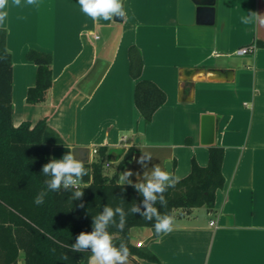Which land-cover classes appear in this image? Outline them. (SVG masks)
<instances>
[{
	"label": "crops",
	"instance_id": "crops-1",
	"mask_svg": "<svg viewBox=\"0 0 264 264\" xmlns=\"http://www.w3.org/2000/svg\"><path fill=\"white\" fill-rule=\"evenodd\" d=\"M37 4L17 8L9 0L6 9L16 126L48 118L67 145L91 148V158L107 146L106 165L114 170L106 174L137 184L157 165L166 171L168 160L175 179L189 174L193 159L206 166L210 145L200 142L201 116H216L225 185L214 207L175 209L173 231L150 241L151 227L137 241L133 227L132 244L144 242L158 262L133 254L127 264H264V47L256 45L264 26L241 23L250 12L264 15V0H216L214 23L192 25L178 22V0H122V21L98 22L78 0ZM247 45L253 52L239 55ZM31 47L54 56L53 85L37 104L26 101L37 74L26 57ZM131 47L142 56L141 79L166 93L150 123L135 104ZM184 68L198 69L192 80L183 79ZM215 69L233 70L232 78L210 79ZM130 148L132 159L120 167ZM127 171L133 174L121 182Z\"/></svg>",
	"mask_w": 264,
	"mask_h": 264
},
{
	"label": "trees",
	"instance_id": "trees-1",
	"mask_svg": "<svg viewBox=\"0 0 264 264\" xmlns=\"http://www.w3.org/2000/svg\"><path fill=\"white\" fill-rule=\"evenodd\" d=\"M256 45L264 47V41L258 40ZM0 56L5 57L0 59V264H19L21 253L24 264H90L91 248L78 251L72 246L82 232L94 231L95 218L106 207L114 212L120 207L124 212L123 231L117 227L119 213L113 217L115 223L110 222L106 228L113 245L119 249L123 242L129 256L138 254L158 262L144 243L134 246L131 242L133 227H151L153 233L148 241L163 233L155 234L156 217L152 220L143 217L145 198L135 184L118 183L117 172L111 177L105 173L109 157L107 146L97 148V160L84 163L87 175L78 181L79 188L62 185L57 192L48 189L45 181L51 177L45 176L42 168L49 162L52 148L67 143L48 118L36 123L27 120L18 126L14 124V62L4 26L0 27ZM26 57L37 66L36 83L28 89L26 101L29 104L44 102L54 81V56L31 47ZM130 61L131 74L137 79L135 104L145 122L150 123L155 111L165 103L166 93L154 82L141 79L143 61L135 47L130 49ZM209 150L206 166L193 159L188 175L175 179L171 174L175 186L157 194L152 205L161 216L173 217L178 208L214 207L216 193L225 185V149L213 144ZM134 153V148H130L119 166L131 160ZM77 190L83 192L82 197L74 198ZM42 192L47 193L44 203L36 205L34 199ZM161 195L167 200V206L161 203ZM133 206L139 211L132 213Z\"/></svg>",
	"mask_w": 264,
	"mask_h": 264
},
{
	"label": "clouds",
	"instance_id": "clouds-1",
	"mask_svg": "<svg viewBox=\"0 0 264 264\" xmlns=\"http://www.w3.org/2000/svg\"><path fill=\"white\" fill-rule=\"evenodd\" d=\"M81 11L94 22H98L100 19L104 21H111L114 17L123 18L125 11L123 9L122 0H78ZM12 7H27L38 6L37 0H26L25 4H21V0H11ZM9 0H0V27L5 25L6 18L8 16ZM258 23L264 26V15L250 12L248 15L241 17V23L244 25H250L252 23ZM5 57L0 56V59ZM150 158V154H145ZM145 157L142 156L138 163L144 164ZM42 172L45 176H50L51 179L46 180L45 183L48 189L57 192L63 185L64 188L69 186H76L78 181L85 175H87V169L84 167V162L78 159L76 154L69 151L66 153L62 160L51 159L46 163ZM131 171L125 172L120 181L124 182L127 177L131 176ZM146 183H137L134 187L143 194L144 205L146 211L142 213L146 220H152L156 217V223L154 225L155 234L160 236L162 233L167 234L173 231L174 218L165 214L161 216L157 209L153 207V203L157 200V194L165 193L169 187H174L171 174L168 171L163 170L159 165L155 166L151 175L145 174ZM131 183V181H128ZM47 193H40L34 199L36 205H42L44 203V196ZM83 196L82 191H75L74 198ZM161 203L167 206V200L161 195L159 197ZM83 207V205H81ZM139 209L135 206L131 208L132 213L138 212ZM116 213L120 214V223L117 227L123 231L125 227L124 212L123 209L117 207L114 210L111 207H106L104 212L98 215L94 221V231L91 233H81L75 245L74 250L82 251L91 248L92 256L90 257V264H127L129 256L128 247L122 242L118 249L113 245L112 236L106 231L110 222L115 223L113 217Z\"/></svg>",
	"mask_w": 264,
	"mask_h": 264
},
{
	"label": "water",
	"instance_id": "water-1",
	"mask_svg": "<svg viewBox=\"0 0 264 264\" xmlns=\"http://www.w3.org/2000/svg\"><path fill=\"white\" fill-rule=\"evenodd\" d=\"M216 0H178V22L180 24L192 25L194 23L213 24L216 13ZM124 9V7H123ZM123 18L114 17L115 21H122ZM198 69L184 68L183 79L190 81L193 79ZM205 73L204 70H201ZM210 79H224L230 80L232 78L233 70L215 69L210 71ZM216 137V116L211 113H205L201 116V133L200 142L203 145H213ZM69 151L76 154L78 159L84 163L90 162L91 148L85 146L71 147L69 145L54 146L51 150V158L55 160H62L64 155ZM166 171L172 172V162L165 163Z\"/></svg>",
	"mask_w": 264,
	"mask_h": 264
},
{
	"label": "rangeland",
	"instance_id": "rangeland-1",
	"mask_svg": "<svg viewBox=\"0 0 264 264\" xmlns=\"http://www.w3.org/2000/svg\"><path fill=\"white\" fill-rule=\"evenodd\" d=\"M138 138H139V136L136 137V140L135 141H137ZM97 159H98L97 154H93L90 162L95 161ZM113 170H114L113 167L110 168V167H107V165L105 166V173L106 172L113 171ZM142 228H145V227H138V228L134 229L133 239L135 241H137L138 239H143L144 238V236H145L144 232L145 231H142V230H147V229L146 228L145 229H142ZM19 260H20L19 264H24L23 253H21Z\"/></svg>",
	"mask_w": 264,
	"mask_h": 264
},
{
	"label": "built area",
	"instance_id": "built-area-1",
	"mask_svg": "<svg viewBox=\"0 0 264 264\" xmlns=\"http://www.w3.org/2000/svg\"><path fill=\"white\" fill-rule=\"evenodd\" d=\"M253 50H254V46H252V45H247V46H243V47L239 48V49L237 50V53H238L239 55H245V54H249V53L253 52ZM92 152H93L94 154H96V153H97V149H93ZM79 186H80V184H79V182H78L77 185L74 186V187H75V188H79ZM211 224H214V221H211ZM143 243H144V242H138V246H141Z\"/></svg>",
	"mask_w": 264,
	"mask_h": 264
}]
</instances>
